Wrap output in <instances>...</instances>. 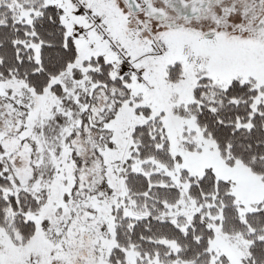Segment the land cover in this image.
<instances>
[{"label": "snow or ice", "instance_id": "snow-or-ice-1", "mask_svg": "<svg viewBox=\"0 0 264 264\" xmlns=\"http://www.w3.org/2000/svg\"><path fill=\"white\" fill-rule=\"evenodd\" d=\"M0 264H264V0H0Z\"/></svg>", "mask_w": 264, "mask_h": 264}]
</instances>
